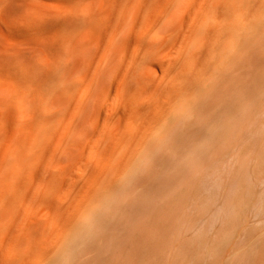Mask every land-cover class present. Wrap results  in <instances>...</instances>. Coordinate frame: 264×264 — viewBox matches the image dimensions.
<instances>
[{"label":"bare ground","instance_id":"1","mask_svg":"<svg viewBox=\"0 0 264 264\" xmlns=\"http://www.w3.org/2000/svg\"><path fill=\"white\" fill-rule=\"evenodd\" d=\"M45 1L64 3L58 13L64 19L40 16L43 29L61 34L49 48L52 60L46 41L31 60L12 53L0 82V106L12 117L0 118V264H123L124 248L134 243L143 264H223L230 247L226 264H264V228L244 227L251 210L264 216V186L255 189L264 181V122H252L258 108L264 113V0H134L133 8L132 0H107L106 10L80 13L74 2L95 0ZM186 8L190 16L182 21ZM235 11L240 17L228 20ZM213 16L222 22L210 23ZM141 46L140 56L128 51ZM146 63H162L163 76L139 73ZM198 64L210 78L191 79L189 86L186 73ZM192 86L204 89L196 99L188 95ZM127 87L160 97L124 100ZM132 117L141 125L124 129ZM259 131L252 171L245 156L232 174L236 189L223 223L212 237L205 228L184 240L183 228L208 214L203 201L193 218L189 208L210 167L219 166L213 179L221 183L225 156L238 154L240 134L250 139ZM46 158L59 168L47 171ZM37 182L66 185L68 194L55 198ZM38 199L58 217L49 220L32 256L34 247L23 250L27 240L37 244L25 224L31 209L22 205Z\"/></svg>","mask_w":264,"mask_h":264},{"label":"rangeland","instance_id":"2","mask_svg":"<svg viewBox=\"0 0 264 264\" xmlns=\"http://www.w3.org/2000/svg\"><path fill=\"white\" fill-rule=\"evenodd\" d=\"M17 2L14 4V2ZM107 0H95V1H87L84 5H81L77 2H74V10L76 13H80L85 10L86 7H88L89 11H103L108 8V4L106 2ZM90 3V4H89ZM64 3H60L57 1H41V0H0V82L5 83V73L6 71L12 66L11 57L12 53H17V55H21V57L24 55L25 60H31L34 55L35 50L42 47V44L46 41V59L52 60L51 52L49 51V48L55 45H58L59 40L61 39V34L57 32L55 28H47L46 30L43 29V27L40 26V16L43 14H53L51 19H56V17L60 19H64V15H59L58 13L61 11V7ZM131 8L135 6V1L132 0L130 2ZM136 7V6H135ZM84 8V9H83ZM86 8V10H88ZM80 10V12H79ZM187 10V11H186ZM91 11V12H92ZM253 13H260L262 10L259 8H255L252 10ZM190 10L189 8H186L184 10V18L182 21H187L190 16ZM232 14V15H231ZM189 15V16H188ZM228 20H232L234 17V20L237 19V17H240L239 12L234 13H228ZM239 15V16H237ZM233 17V18H232ZM187 18V19H186ZM214 20H212V24L216 23V25L220 24L223 20V18H217L213 16ZM225 21V20H224ZM104 30V28H101ZM64 35V34H62ZM44 41V42H43ZM208 41V39H207ZM156 47H158L156 45ZM156 47L155 51L156 52ZM54 48V47H53ZM145 47H131L128 49L129 53L132 55L140 56L142 54H145ZM172 48L165 51L164 55H168L169 52H171ZM199 51V50H197ZM4 53V54H3ZM7 53V54H5ZM39 54V52H37ZM35 55H38V54ZM201 59V58H200ZM120 64H123V60L120 59ZM181 65V64H180ZM124 66V65H123ZM195 69V70H194ZM177 68L175 72H177ZM126 71V70H125ZM215 72V71H214ZM139 73H147L148 75H151L156 78H161L164 73V65L161 63H146L143 64L141 67V71L139 70ZM256 73L261 76L262 72L258 69L256 70ZM210 72L207 68H204L202 65L197 68L191 69L186 73L188 77L187 85H192L190 80L191 79H200L202 81H207L210 78ZM124 74L121 73L120 77H123ZM260 86L263 85V82L258 83ZM263 87V86H262ZM203 87L198 86L193 87L189 91V96L191 98L196 99L202 94ZM248 94H252L253 91H251L250 88L247 89ZM121 96L124 100H129L131 98H135L136 100L148 103L149 101H154L157 98L160 97L157 94L153 92V89L146 87H136L135 89H132L130 87H127L125 91H122ZM167 96L164 95V98H161V103L164 102ZM159 101V102H160ZM166 104V102H165ZM0 106V118L6 119L7 121H11L12 117L9 114L8 110L3 109L1 110ZM3 111V112H2ZM257 113L254 116L252 122H264V113L262 108L257 109ZM141 125L139 119H135V117H132L131 120H129V123L124 124V129H128V126H139ZM263 131H259L257 133L256 137H252L249 139L244 133H241L239 138L235 142V147L237 148V153L234 154L233 157H227L225 156V172L220 177L221 183H216V181L213 179L214 176L217 174L219 175V166L215 164L214 166L210 167V171L212 172V175H208L204 177L203 185H201V192L199 199L191 201V206L189 208V212L191 217L193 218L195 216V208L199 205L201 201H203L205 204H207V207L209 208L208 214L204 219L201 217H194V223L193 225L189 227L183 228V236L185 239H189L187 241H193L195 238L203 232L205 228L209 229V236H213L218 229V227L223 223L225 218V208L226 203L229 197L232 195L233 191L236 189V182L233 180V173H237L240 171V166L244 163V161H241V158L245 157L247 160H250L249 163L246 164L245 169L250 173L253 169V163L252 160L255 159V157L258 155L261 149V138L259 137V134ZM90 139L82 138L80 139L81 143H87ZM256 146V147H255ZM79 152V151H77ZM241 157V158H240ZM41 154H38V160H41ZM228 159V162H227ZM48 163V160L46 158V170L50 172H54L59 168V165L57 164H51ZM99 164V163H98ZM245 164V163H244ZM48 165V166H47ZM54 166V167H53ZM56 166V167H55ZM56 168V169H55ZM230 174V175H229ZM248 180L253 179V175L251 174L248 176ZM263 182L264 181H258L256 186L257 193H260L263 189ZM39 183L35 184L36 188H38L40 191L44 192L45 189H51L54 194L55 198L58 197H66L68 194V190H66V185L62 184H49L46 183L42 188L38 185ZM224 185V186H223ZM226 185V186H225ZM40 186V187H38ZM32 186H30L31 188ZM66 190V191H65ZM25 193V192H24ZM27 193V192H26ZM76 196V193H72L69 197L73 199ZM70 199V200H71ZM198 201V202H197ZM226 202V203H225ZM213 204V205H212ZM218 204V205H217ZM217 205V206H216ZM219 206V207H218ZM22 207L30 208L31 213L28 218L25 219V224L30 227V231L32 233V237L35 240L37 244L32 245L29 244L30 241L27 240L25 246L23 247L24 251L30 250L32 247L35 248V250L31 251L30 253L33 255H36V251L39 250L42 246V232H44L46 226H48V222L50 219L57 220V215L54 211V207L52 204H50L47 200H35L34 203H28L25 202V204L22 205ZM207 208V209H208ZM199 219V220H196ZM247 220L244 222V227L246 228H254V227H260L264 228V216L260 213L258 209H253L248 214ZM40 222L41 227L37 228L34 224ZM22 224V222L20 223ZM20 224L18 226H20ZM259 224V225H258ZM195 225V226H194ZM194 226V227H193ZM158 228V227H157ZM191 230V231H190ZM158 231V229H157ZM36 232V233H34ZM150 231L149 233L151 234ZM189 233V234H188ZM194 233V234H193ZM146 234V233H145ZM187 234V235H186ZM159 235V234H158ZM193 235V236H191ZM187 236V237H186ZM144 239V240H143ZM142 242H145V238L142 237ZM29 241V242H28ZM144 244V243H143ZM147 244L146 248L150 250H155L157 253L159 252L158 249L156 250L154 247H156L151 242H145ZM145 244L143 246V250H145ZM40 245V246H39ZM135 243L126 248H124V254L122 257V261L126 263L130 260L128 259L131 256V262L132 264H143V260L140 259V256L135 254L133 248ZM30 246V248H28ZM39 246V247H38ZM129 248V249H128ZM132 248V250H131ZM18 250V248H17ZM142 250V249H141ZM129 251H132L131 253ZM233 251V247H230L227 249V251L223 254L221 261L223 264H226V262L229 259L230 254ZM129 252V254H127ZM142 252V251H141ZM140 252V253H141ZM135 255H133V254ZM132 254V255H131ZM130 255V256H129ZM133 256V259H132ZM127 259L124 261V259ZM136 258V260H134ZM142 258V257H141ZM34 259V257H33ZM141 260V261H140ZM123 263V264H124Z\"/></svg>","mask_w":264,"mask_h":264}]
</instances>
